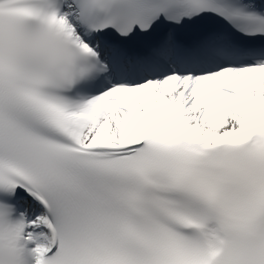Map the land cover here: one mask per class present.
I'll list each match as a JSON object with an SVG mask.
<instances>
[{
  "label": "snow or ice",
  "instance_id": "snow-or-ice-1",
  "mask_svg": "<svg viewBox=\"0 0 264 264\" xmlns=\"http://www.w3.org/2000/svg\"><path fill=\"white\" fill-rule=\"evenodd\" d=\"M0 264H264V0H0Z\"/></svg>",
  "mask_w": 264,
  "mask_h": 264
}]
</instances>
